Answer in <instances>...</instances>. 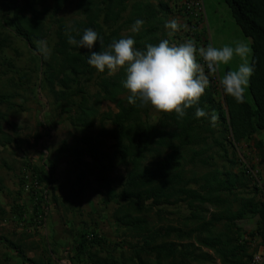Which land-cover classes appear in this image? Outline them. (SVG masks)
<instances>
[{"label": "trees", "instance_id": "1", "mask_svg": "<svg viewBox=\"0 0 264 264\" xmlns=\"http://www.w3.org/2000/svg\"><path fill=\"white\" fill-rule=\"evenodd\" d=\"M18 1L6 3L12 7L11 20L16 32L32 48L37 47V52L39 41L54 37L50 56L45 59L39 52L43 76L38 77L37 85L47 86L52 97L60 102L62 112L68 114L70 123L88 129L98 117L103 121L106 116L100 105L105 100L115 102L118 108L110 115L115 126L107 129L103 125L100 132L103 138L95 142L86 136L83 141L88 145L87 154L100 168L109 187L107 170L113 171L114 167L111 153L126 170L120 175V191L112 196L119 205L114 221L136 235L138 242L123 264H212L215 260L221 264H250L253 251L245 236L256 233L264 236V203L256 200L261 187L256 177L247 172L245 164L241 171L234 169L238 159L229 155L228 145L231 143L238 149L240 142L264 129V0H225L244 34L252 39L250 64L254 72L249 81L252 101L245 95V102L238 104L221 87L223 103L220 104L214 88L208 86L199 104L187 109L183 119L175 112H160L156 120L151 118L149 106L139 99L135 105L128 103L130 93L122 84L126 78L124 70L108 75L107 70L101 73L90 66L89 50L70 45L66 30L72 29L70 34L76 39L82 38L87 28L95 30L103 39V46L98 39L93 49L96 51L127 37L135 40L137 49L164 39L173 43V38H165L170 11L166 0L159 4L151 0H80L82 17L71 26L59 25L54 30L57 16L68 0H54L51 8L43 9L35 5V0H23V4ZM186 6L185 3L181 8L192 23L194 10L189 11ZM137 19H142L144 24L138 32H133ZM197 24L200 23L191 26L193 32ZM1 41L5 45L7 38L2 37ZM93 84L97 86L94 92ZM196 107L203 108L207 115L196 118ZM213 114L217 117L215 126L210 122ZM210 139L219 146L227 165L202 174L185 172L187 163L213 164L214 154L208 153L213 146ZM108 140L112 141L111 152L104 148ZM250 180L255 191L250 188ZM35 196L38 201L35 200L34 207L42 212L43 195ZM235 203H239L237 208ZM171 204H185L189 213L179 216L176 224L157 225L158 221L152 219L153 211L161 220L160 206ZM210 207L216 210L211 211ZM14 209L21 213L23 206L16 204ZM251 214L261 217L256 232H248L242 226ZM88 234L84 231L80 235L78 255H85L93 264H106L99 254L92 252Z\"/></svg>", "mask_w": 264, "mask_h": 264}, {"label": "rangeland", "instance_id": "2", "mask_svg": "<svg viewBox=\"0 0 264 264\" xmlns=\"http://www.w3.org/2000/svg\"><path fill=\"white\" fill-rule=\"evenodd\" d=\"M11 1L14 0H0V264H93L76 251L84 231L89 233L92 252L99 254L106 264H123L131 254L132 246L138 242L136 235L120 228L114 221V212L119 205L112 196L120 191V175L126 170L111 153L114 167L113 171L107 170L111 180L109 187L100 168L87 154L88 145L83 141L89 136L97 142L102 136L103 125L107 129L115 126L110 115L118 111L116 103L109 100L101 103L100 111L105 114V121L98 117L95 125L88 129L73 126L47 86L37 85L38 77L43 76L41 55L37 47L32 48L12 25L13 10L6 4ZM35 1L42 9L51 8L54 2ZM79 1H67L53 30L59 25L71 26L82 17ZM159 1L151 0L155 4ZM187 1H165L170 8L168 21L177 19L181 25L179 31L172 36L166 34L165 38H173L176 44L193 40L197 47L209 44L217 48L235 47L236 42H245L251 48L250 63L252 39L244 34L225 0H202L203 20L197 24L195 32L186 11L181 8ZM18 2L23 4V0ZM183 25H187V30ZM2 37L7 38L5 45H2ZM53 38L52 35L51 40H46L49 49L54 44ZM240 63V58L234 57L228 65H222L220 78ZM208 86L214 88L217 101L223 103L221 86L212 75H209ZM92 90H97L95 84ZM245 95L252 101L249 84ZM148 106L151 118L158 119L160 112L150 104ZM216 132L218 135L219 129ZM227 136H230L229 132ZM111 144L108 140L104 148L111 152ZM210 144L213 145L211 139ZM228 146L229 155L238 159L236 171L244 167V158L257 168L263 179L259 169L262 164L255 161L254 153H248L247 149L242 151L240 146L235 149L231 143ZM221 152L219 146L213 145L208 152L214 154L213 164L187 163L185 172L202 174L208 169L223 168L227 160L221 157ZM190 156L189 153L187 158ZM249 184L255 191L254 182L250 180ZM37 194L43 195L42 212L34 207ZM16 204L23 206L21 213L14 209ZM184 205H161L162 219L156 218L155 211L152 219L158 221L157 225L176 224L179 216L189 213ZM238 206L239 203L234 204V208ZM210 210L216 209L210 207ZM259 244L255 240L253 253ZM212 264L221 263L215 260Z\"/></svg>", "mask_w": 264, "mask_h": 264}, {"label": "clouds", "instance_id": "3", "mask_svg": "<svg viewBox=\"0 0 264 264\" xmlns=\"http://www.w3.org/2000/svg\"><path fill=\"white\" fill-rule=\"evenodd\" d=\"M144 24L137 19L132 26L133 32H138ZM187 30V25H183ZM172 36L181 28L177 19L165 24ZM72 29L66 30L68 43L89 51L87 63L103 73L113 75L123 69L125 79L123 87L128 90V103L135 105L137 99L142 104H150L155 110L177 114L179 119L187 115V109L199 104L209 85V75L217 74L222 65H228L234 57H239L241 63L235 70L222 75L219 84L226 95L233 97L238 104L245 102V92L254 67L249 63L250 46L245 42H236L235 47L224 45L217 48L209 44L207 47H197L195 41L187 40L176 44L168 39L158 44H147L145 49H137L132 37L113 41L103 51L93 50L99 39L103 46V39L92 28L84 30L82 38L76 39L70 34ZM38 50L45 59L50 56V49L46 41L38 42ZM197 56L205 62V67L199 63ZM196 118L207 115L201 107L195 108ZM217 117L212 115L210 122L215 126Z\"/></svg>", "mask_w": 264, "mask_h": 264}, {"label": "crops", "instance_id": "4", "mask_svg": "<svg viewBox=\"0 0 264 264\" xmlns=\"http://www.w3.org/2000/svg\"><path fill=\"white\" fill-rule=\"evenodd\" d=\"M200 63V62H199ZM206 72V71H205ZM207 73V72H206ZM226 107V106H225ZM238 146L242 147L244 151L245 149L249 150L248 153H254L255 161L257 163H261L260 173L263 176L264 179V129H261L257 131L252 138L248 140H244L238 144ZM251 159V158H250ZM253 160V163H255ZM262 179V180H263ZM264 182V181H263ZM257 194V193H256ZM257 196V195H256ZM256 200L261 202L259 196L256 197ZM261 217L259 214H251L248 218H246L242 222V226L249 232H256L258 225L260 223ZM250 240L251 248H253V245L255 244V240H257L258 243L261 242V236L259 234H255L254 236H245Z\"/></svg>", "mask_w": 264, "mask_h": 264}, {"label": "built area", "instance_id": "5", "mask_svg": "<svg viewBox=\"0 0 264 264\" xmlns=\"http://www.w3.org/2000/svg\"><path fill=\"white\" fill-rule=\"evenodd\" d=\"M186 5L189 11L192 9L194 10L193 11L194 16H193V20L191 24L195 26L196 23H200V21L203 20L202 0H189L186 2ZM197 59L202 65H204L205 69L208 71L207 66L205 62L203 61V59L199 56H197ZM212 78L216 83H219V80H220L219 72L215 75H212ZM242 162L245 164V168L247 169V172L256 177L258 184L261 187L260 198L262 202L264 203V184L259 177L258 171L256 170L257 168L254 166L252 167L251 164H247L248 162H246L244 158H242ZM250 264H264V236L262 235H261V242L259 244V247L253 253Z\"/></svg>", "mask_w": 264, "mask_h": 264}]
</instances>
